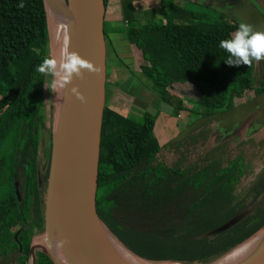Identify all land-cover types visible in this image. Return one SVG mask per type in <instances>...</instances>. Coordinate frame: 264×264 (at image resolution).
I'll list each match as a JSON object with an SVG mask.
<instances>
[{
    "label": "trees",
    "instance_id": "16d2710c",
    "mask_svg": "<svg viewBox=\"0 0 264 264\" xmlns=\"http://www.w3.org/2000/svg\"><path fill=\"white\" fill-rule=\"evenodd\" d=\"M131 1L119 0L120 16L127 23L126 40L140 52L138 73L161 101L188 112L185 128L240 105L243 92L246 99L264 93L259 61L238 67L224 63L228 53L219 42L238 29V19L220 14L209 21L175 0L162 5V20L140 25L138 18L146 13L136 12ZM252 1L264 11V0ZM20 2L0 0V264H54L34 247L44 233L56 118L53 103L47 115L43 106L51 77L35 71L50 57L47 17L42 0H23L22 9ZM184 82L203 86L200 99L167 98L170 84ZM153 121L148 113L135 120L104 106L96 216L117 244L150 263L209 264L231 250L230 239L241 245L264 226V127L254 137L226 130L215 139L222 118L160 145L152 135ZM177 192L188 195L184 232L136 229L139 193L157 194L145 198L159 202ZM45 249L55 254L47 240Z\"/></svg>",
    "mask_w": 264,
    "mask_h": 264
},
{
    "label": "water",
    "instance_id": "95a60500",
    "mask_svg": "<svg viewBox=\"0 0 264 264\" xmlns=\"http://www.w3.org/2000/svg\"><path fill=\"white\" fill-rule=\"evenodd\" d=\"M42 3L44 12L45 4H53L52 0H42ZM63 11L66 17L65 25H68L65 27L67 31L66 52L75 51L79 53L83 59L101 68V73L96 75L85 72L82 79L74 78L73 83L67 88L66 99L56 109L53 136L57 129L67 149L70 165L68 175L56 201V219L64 242L71 250L73 264H113L104 240L106 231L100 224L95 212L101 116L105 106L104 0H63ZM236 18L240 22L252 25L255 30L264 31L263 17L251 8L237 11ZM259 63L264 75V60L259 61ZM73 86L79 88V91L86 98V103L82 104L71 94ZM263 104L264 93H261L227 110L224 114L214 113L202 117L185 128L176 140L184 138L202 124L222 118L221 124L228 130ZM53 170L51 146L45 197L44 232L47 230L46 217ZM226 226H222L220 229H224ZM45 246L40 249L54 264H57ZM131 255L148 264H172L168 262L150 263L133 254ZM222 257L209 264L215 263ZM31 263L32 260H30ZM251 264H264V253Z\"/></svg>",
    "mask_w": 264,
    "mask_h": 264
},
{
    "label": "rangeland",
    "instance_id": "374dc122",
    "mask_svg": "<svg viewBox=\"0 0 264 264\" xmlns=\"http://www.w3.org/2000/svg\"><path fill=\"white\" fill-rule=\"evenodd\" d=\"M197 2L201 3L202 6L195 7L193 13H197L200 15H203L205 18H207L209 21H216V19L220 16V14L224 15L225 17L227 16L228 18L232 19H238L236 18V13L237 11L245 10L248 8H251L254 10L256 13L261 15L264 19V11L257 5L255 2L252 0H196ZM165 2V1H164ZM164 2L161 0V9L160 11L164 10L162 5ZM178 1L177 3H180ZM196 5V4H195ZM192 4V9L195 6ZM190 7V5H188ZM197 6V5H196ZM210 8V9H209ZM191 9V10H192ZM216 10V11H214ZM159 12V11H158ZM224 19V17L222 16ZM232 35V34H231ZM140 81L142 83H138V85L134 87H130L127 84H125L126 92L133 96L136 100V103L130 107V114L129 117L139 120L144 113H148L152 118H153V130H152V135L157 141L158 144H165L170 142L171 140L175 141L179 134L181 133L178 132L179 129H181V123L179 118L184 117V115L180 112V117H176V114L174 112H169L171 116H164L162 113L163 109L167 110L169 108H173V102L171 103L170 100L169 102H163L160 100L158 93L156 94L150 87L147 82L140 77ZM123 84V83H122ZM128 86V87H127ZM202 90L203 86H199L196 83H191V84H186V83H174L170 84L167 88L166 91L169 95L166 94L167 98L170 99V96L177 97L179 99H185L186 102L189 100H196L200 99L202 95ZM245 92H243L244 94ZM108 94V90H106V95ZM247 95V93H246ZM188 97V98H187ZM53 101V91L51 90H46L44 95H43V106H44V111L46 115L48 114V110L50 105H52ZM169 103V104H168ZM221 103V99H219V102H214V106L217 107ZM163 108V109H161ZM179 112V111H178ZM256 111H253L250 113V115H254ZM261 113L257 115L256 118L262 119L264 117V108L261 109ZM167 114V113H166ZM185 118V117H184ZM248 116L243 119L240 123H238L236 126H234L231 131L228 130L227 132L230 131L231 134H233L236 137H245L246 135H251L252 131L250 132L248 130L247 126V120ZM187 119L185 118V122ZM262 121V120H261ZM262 122L258 121H251L249 124V127H256L258 125H261ZM176 125L178 127H176ZM221 124L219 125V128L221 129ZM259 129L263 130V126H260ZM220 132L219 135L215 136L214 138H219L221 134H223V129ZM225 130V129H224ZM226 131V130H225ZM259 132V131H258ZM258 132L256 133V136L258 135ZM62 150H63V141L61 137L57 134V132H54L53 136V141H52V157H53V164H54V170H53V179L50 187V192H49V206H48V212H47V217H46V232H44L38 240H36L34 247L35 248H43L46 245V240L48 239L50 243L54 246V249L58 252L57 247L51 242L49 236H47V232H51L54 230L53 225H52V211H51V199L52 197V191H53V183L54 180L58 176V171L60 167V161L62 157ZM264 230V229H263ZM261 232V230L259 231ZM258 232V233H259ZM230 249L232 250L233 245L238 246L236 241L234 239H230ZM61 257H65L66 255L61 254ZM136 258V257H135ZM134 260V259H133ZM133 264H148L145 263L141 260H136L132 261Z\"/></svg>",
    "mask_w": 264,
    "mask_h": 264
},
{
    "label": "crops",
    "instance_id": "0c3cea01",
    "mask_svg": "<svg viewBox=\"0 0 264 264\" xmlns=\"http://www.w3.org/2000/svg\"><path fill=\"white\" fill-rule=\"evenodd\" d=\"M162 1H165L164 3L167 4H173L175 2V0ZM161 4V0L131 1V6L136 12L146 13L145 15L142 14V17L138 18V23L140 25L146 24L151 21L159 22L160 20H162V13L164 10L160 11ZM177 4L190 12H196L193 11L194 8L202 6V4L197 2L196 0H183ZM192 4H196L197 6L195 5L192 9ZM188 5H190V7ZM103 23V32L105 35L106 72L105 106L123 116H129V106H131L132 104L134 105L136 103V100L133 96L129 95L126 92L125 84L130 87H134L138 85V83H142L140 81L141 76L138 73V67L141 63V56L140 52L133 46H131L125 38L124 31L127 23L125 21L123 22V20L121 19L119 0H106L104 6ZM184 83L191 84L192 82ZM106 90H108L107 95ZM163 112H165V114L162 113L164 116L169 115V117L171 116L170 114H168L169 112H174L176 114V117L177 115H179V117L181 116L180 112L184 115L187 121L185 122L184 117L178 119H181V129H179L178 132L183 131L191 119L188 112H178L174 108L168 107L167 110L163 109ZM176 127L178 126L176 125Z\"/></svg>",
    "mask_w": 264,
    "mask_h": 264
},
{
    "label": "bare ground",
    "instance_id": "6f19581e",
    "mask_svg": "<svg viewBox=\"0 0 264 264\" xmlns=\"http://www.w3.org/2000/svg\"><path fill=\"white\" fill-rule=\"evenodd\" d=\"M53 4H45V12L47 17L48 25V37H49V47L51 50V56H58L61 51L66 52V42H67V31L65 27L61 25L66 24V17L63 11V0H52ZM66 91L63 89L53 90V104L56 109L60 104L66 99ZM60 136L59 131L55 130ZM62 157L60 161V167L58 171V176L53 183V191L51 199V211H52V225L54 230L47 232L51 242L57 247L59 254L54 249V246L47 239L52 251L56 254L51 253L57 260L59 264H73L74 260L71 255V250L64 238L62 237L60 228L56 219V201L59 196V192L65 182L66 176L69 172V157L67 149L63 143ZM264 227L261 232L257 233L252 239L247 242L232 248V250L216 261L213 264H251L256 259H258L264 253ZM104 240L111 257L113 264H133L132 261L136 260L134 256L125 251L119 244H117L113 238L104 233ZM61 241L64 242L61 244ZM66 255L64 258L60 255ZM134 259V260H133Z\"/></svg>",
    "mask_w": 264,
    "mask_h": 264
},
{
    "label": "clouds",
    "instance_id": "9594fccd",
    "mask_svg": "<svg viewBox=\"0 0 264 264\" xmlns=\"http://www.w3.org/2000/svg\"><path fill=\"white\" fill-rule=\"evenodd\" d=\"M17 7L21 9L25 7L23 0ZM61 26L67 27L68 25ZM219 47L228 53V58L224 61L226 65L251 66L254 60H264V31L255 30L252 25L240 22L238 29L232 33L230 38L219 42ZM35 71L51 77L48 84L44 85L45 88L51 91L58 89L66 91L74 78L82 79L85 72L99 75L101 68L83 59L75 51H61L58 56L44 58ZM71 94L82 104L87 102L78 87L73 86ZM63 243L61 241V244Z\"/></svg>",
    "mask_w": 264,
    "mask_h": 264
},
{
    "label": "flooded vegetation",
    "instance_id": "af4514ba",
    "mask_svg": "<svg viewBox=\"0 0 264 264\" xmlns=\"http://www.w3.org/2000/svg\"><path fill=\"white\" fill-rule=\"evenodd\" d=\"M246 93L247 92H245L242 95V98L245 99L244 102L253 98L251 97L249 99H246V97L248 96V94L246 95ZM263 108H264V104L254 110L256 111L254 116H251L250 114L248 115V117L251 116L253 121L257 123L258 121L262 122L261 125H258L254 128L249 127V124H248V130L250 132L252 131V134L248 135L249 137H254V135L258 132V128L260 126L264 127V117L259 120L258 118H256L257 115L261 113L260 111ZM252 120H250V122ZM237 124L233 125L228 130L231 131V129ZM222 127L224 126L222 125ZM222 127L221 129H223ZM221 129L219 128V134L222 131ZM225 130L227 129L225 128ZM225 130L223 129V134L226 132ZM172 141L173 140H171L170 142ZM157 196H158L157 194H148V193L138 194V199L136 202V209H135V214H134V225L136 229L138 231H141L142 229L151 228V227L156 226L158 229L164 230V231H176L178 233L184 232L189 222L188 209H187L188 208L187 207V200H188L187 193L185 192L169 193L165 195L166 197H163L162 200L164 201H159V202H156V201L150 202L146 199L147 197H154L155 199ZM166 262L172 263V264H180V262L178 261H166Z\"/></svg>",
    "mask_w": 264,
    "mask_h": 264
},
{
    "label": "built area",
    "instance_id": "2783aa9c",
    "mask_svg": "<svg viewBox=\"0 0 264 264\" xmlns=\"http://www.w3.org/2000/svg\"><path fill=\"white\" fill-rule=\"evenodd\" d=\"M177 117H179V115H177Z\"/></svg>",
    "mask_w": 264,
    "mask_h": 264
}]
</instances>
